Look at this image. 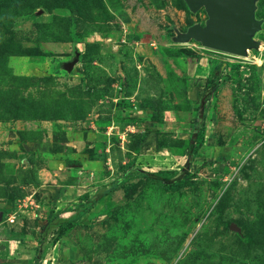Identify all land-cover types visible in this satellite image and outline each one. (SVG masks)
<instances>
[{
    "label": "rangeland",
    "instance_id": "1",
    "mask_svg": "<svg viewBox=\"0 0 264 264\" xmlns=\"http://www.w3.org/2000/svg\"><path fill=\"white\" fill-rule=\"evenodd\" d=\"M206 19L0 0V264H264V48L175 42Z\"/></svg>",
    "mask_w": 264,
    "mask_h": 264
},
{
    "label": "water",
    "instance_id": "2",
    "mask_svg": "<svg viewBox=\"0 0 264 264\" xmlns=\"http://www.w3.org/2000/svg\"><path fill=\"white\" fill-rule=\"evenodd\" d=\"M184 1L194 12L204 8L207 19L204 24L189 26L185 32L177 31L175 42L194 40L205 48L238 56H246L249 49L260 46V42L253 38L263 22L255 15L257 0ZM231 227L237 229L233 224Z\"/></svg>",
    "mask_w": 264,
    "mask_h": 264
},
{
    "label": "trees",
    "instance_id": "3",
    "mask_svg": "<svg viewBox=\"0 0 264 264\" xmlns=\"http://www.w3.org/2000/svg\"><path fill=\"white\" fill-rule=\"evenodd\" d=\"M211 83H217V80H216V78L214 77L212 80H211ZM211 89H212V87H208V88H205L204 89V91H203V95H202V99H201V102H200V107H199V114L201 113V110L200 109H202L203 107H204V104H205V102H206V100L210 97V95H211ZM198 114V115H199ZM197 129H194V131H193V135L191 136V141H190V143H191V147L195 144V141H196V137H197V131H196ZM194 147V146H193ZM189 164V163H188ZM134 171H136V172H142V174H145V175H148V174H150V173H147V172H145V171H142L141 169H138V168H134ZM123 176H125V174L123 175ZM159 180L161 179L162 181H165V182H170V179H167V178H162V177H157ZM177 179V178H176Z\"/></svg>",
    "mask_w": 264,
    "mask_h": 264
},
{
    "label": "bare ground",
    "instance_id": "4",
    "mask_svg": "<svg viewBox=\"0 0 264 264\" xmlns=\"http://www.w3.org/2000/svg\"><path fill=\"white\" fill-rule=\"evenodd\" d=\"M264 48V43H262V44H260V48ZM248 51H250V50H248ZM222 53H225V52H222ZM226 54H228V55H232V54H229V53H226ZM248 54H249V52H248ZM236 56V55H235Z\"/></svg>",
    "mask_w": 264,
    "mask_h": 264
},
{
    "label": "clouds",
    "instance_id": "5",
    "mask_svg": "<svg viewBox=\"0 0 264 264\" xmlns=\"http://www.w3.org/2000/svg\"><path fill=\"white\" fill-rule=\"evenodd\" d=\"M249 52V51H248Z\"/></svg>",
    "mask_w": 264,
    "mask_h": 264
}]
</instances>
